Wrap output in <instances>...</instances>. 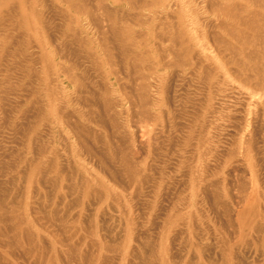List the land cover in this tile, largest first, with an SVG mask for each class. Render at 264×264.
<instances>
[{
	"label": "rangeland",
	"instance_id": "obj_1",
	"mask_svg": "<svg viewBox=\"0 0 264 264\" xmlns=\"http://www.w3.org/2000/svg\"><path fill=\"white\" fill-rule=\"evenodd\" d=\"M21 1L0 264H264V0Z\"/></svg>",
	"mask_w": 264,
	"mask_h": 264
},
{
	"label": "bare ground",
	"instance_id": "obj_2",
	"mask_svg": "<svg viewBox=\"0 0 264 264\" xmlns=\"http://www.w3.org/2000/svg\"><path fill=\"white\" fill-rule=\"evenodd\" d=\"M35 1H36V0H35ZM64 1L66 2V0H64ZM101 1H102V0H101ZM250 1H251V0H250ZM22 2L26 3L25 1L22 0V1H21V4H22ZM253 2H255V1H253ZM256 2H257V1H256ZM258 2H260V1H258ZM222 3H224V2H222ZM251 3H252V1H251ZM26 4H27V3H26ZM26 4H25V5H26ZM257 4H258V3H257ZM261 4H262V3H261ZM222 5H223V4H222ZM230 5H231V4H230ZM234 5H235V4H234ZM258 5H259V4H258ZM69 6H70V5H69ZM80 6H81V5H80ZM217 6H218V5H217ZM236 6H237V5H236ZM253 6L255 7V3H253ZM259 6H260V5H259ZM26 7H28V6H26ZM71 7L73 8V11H75V12L77 13V11L75 10L76 8L74 9L75 6H74V7L71 6ZM232 7H233V6H232ZM263 7H264V5H263ZM82 8H83V7H82ZM82 8H81V9H82ZM221 8H222V7H221ZM83 9H84V8H83ZM222 9H223V8H222ZM232 9H233V8H232ZM247 9H249V8H247ZM225 10H226V9H225ZM230 10H231V8H230ZM83 11H84V10H83ZM227 11H228V10H227ZM79 12H81V11L79 10ZM221 12H222V11H221ZM81 13H82V12H81ZM257 16H258V15H257ZM259 16H260V15H259ZM255 17H256V16H255ZM36 18H37V17H36ZM240 19H241V18H240ZM249 19L252 20L251 18H249ZM243 21H244V20H243ZM253 21H256L255 18H254ZM258 21H259V20H258ZM247 22H248V20H247ZM245 23H246V22H245ZM247 24H248V23H247Z\"/></svg>",
	"mask_w": 264,
	"mask_h": 264
}]
</instances>
